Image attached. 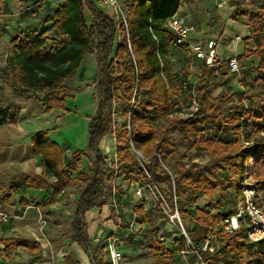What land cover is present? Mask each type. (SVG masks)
I'll return each instance as SVG.
<instances>
[{
	"label": "trees",
	"instance_id": "1",
	"mask_svg": "<svg viewBox=\"0 0 264 264\" xmlns=\"http://www.w3.org/2000/svg\"><path fill=\"white\" fill-rule=\"evenodd\" d=\"M183 1L122 0L127 14L125 26L94 0H46L44 22L54 31L18 29L7 45L6 63L0 70L5 85L16 95L38 99L46 113L66 109L65 81L80 68L86 54L96 56L92 83L97 109L90 118L88 147L66 156L48 137L49 130L39 131L32 142L42 174L26 176L30 186L51 189L49 203H53L73 183V172L78 171L82 156L89 158L88 172L78 176L82 179L80 198L69 229L71 239L90 255L92 264L110 263L94 247L86 214L108 205L116 192L123 193V184H116L120 176L130 184L151 187L155 195L154 187L164 185L167 199L172 204L177 200L181 216L192 220L187 232L196 248L220 234L221 244L215 251L202 252L205 264H217L222 258L229 259V264H264L263 244L250 242L243 226L228 231L224 224L237 212L246 176L264 197V0H257L243 12H239L243 10L242 0H228L238 9L233 20L247 16L250 37L256 44L255 48L246 44L243 53L237 55L245 90L236 92L237 100L223 106L232 95L223 92L214 97L213 90L232 73L218 75L215 68H206L195 85L197 106L184 116L177 96L187 103L193 84L185 70L176 67L174 56L177 50L187 48L174 46L173 32L167 26ZM86 10L92 17L90 23ZM251 57L254 60L244 64V58ZM3 90L0 83V125L17 124L19 108L12 102L2 103ZM116 103L123 105L122 121L117 123L112 117ZM229 127L232 134L226 132ZM109 134L116 139L117 167L109 165L101 148ZM182 146L194 149L195 155L206 154L208 161L184 162L187 154H181ZM174 155H180L175 162ZM9 191L11 195L12 189ZM145 203L142 198L135 209L140 222L156 225L148 238L146 256L153 264H177L174 253L186 247L185 238L181 236L175 240L176 247L169 248L158 234L157 222L165 219V214L158 205L161 214L151 217ZM0 244V264L20 246L37 247L25 239L4 236H0ZM245 256L247 262H243ZM64 261L80 264L73 254ZM188 264L202 262L192 256Z\"/></svg>",
	"mask_w": 264,
	"mask_h": 264
},
{
	"label": "crops",
	"instance_id": "2",
	"mask_svg": "<svg viewBox=\"0 0 264 264\" xmlns=\"http://www.w3.org/2000/svg\"><path fill=\"white\" fill-rule=\"evenodd\" d=\"M94 1L97 2L98 6L104 12L112 17L115 15V11L111 6L103 4L102 0ZM46 5V2H39L33 7L30 5L31 10L27 11H31V13H28L26 11L27 14H25L24 16L29 21L28 28H35L39 30L47 28L49 29V32L54 31L52 28H49L48 23L44 22L45 12H43V10H45ZM36 6L38 7L36 8ZM181 11L188 18V13L190 12L188 0L183 1L181 5ZM89 17L92 20L91 14ZM199 26L201 28V32L205 33L206 30H204V22L201 21V24ZM195 34L196 32L193 35ZM250 35L251 32L247 25L239 21L232 20L231 22H225L223 28L218 32L212 33L211 37L219 39V52L222 58L228 59L231 56L242 54L246 47V43L242 47L238 46L237 43L240 40H237V36L246 37ZM252 60H254L253 57L244 58V61L251 62ZM244 63L247 64V62ZM96 65V56L94 54L88 53L84 57L80 68L76 72L93 71L95 75ZM88 90L90 91L89 102H93V104H95V114L97 104L94 101L93 83L91 88ZM84 91L85 90L83 89H78L77 94ZM9 102L15 103L19 108V112L17 124L7 122L3 125H0V236L22 238L36 243L37 247L20 246L12 252V255L9 259L3 258L1 264H66L64 259L70 254H73L75 257H77L80 261V264H92L90 255L78 243L74 242L71 239L70 232L66 236H59L55 232H51V230L49 229V231H47V235L51 236V241L48 239L47 242H45L46 233H44V230L42 231L40 229L39 216L42 210L49 211L52 215H68L70 216L72 221V219L74 218L76 203L80 198V192L76 195L72 192L71 189L78 176L75 177L73 175V183L67 186L60 195L55 197L53 203H49L53 198L52 190L43 189L38 185L30 186L26 181V176H40L42 174L40 157L35 153L34 145L32 142V137L36 133L42 130H49L48 137L51 141L59 144L63 148L64 153H66L65 148H72L73 150L71 152L79 149H86L90 142V118L94 114L90 117H87L88 120L84 125L86 127L87 133V137L85 139V137H83V127L81 124L82 122L80 121V119H72L71 113L73 112L71 111L67 100L66 109H54L50 113H48L50 115L54 111L56 113V117L54 123L48 126L46 129H44L42 125L37 126L34 129L31 128L33 120L37 119L39 116L41 118V116L47 115V113L44 111L42 103L38 99L29 97L27 95H15L10 97ZM62 116L65 117V119H67L69 123L65 128H63L61 125V122L63 121V119H61ZM78 128L79 130L82 129V132L77 133L75 137H72L70 134L66 133L67 130H76ZM76 139L78 141H75ZM104 139L101 142V148L106 155V150H104L105 146H102ZM87 140L88 142L86 147H78L83 143L85 144V141ZM114 145L115 143H108L109 148L107 150L111 151V153L115 152V149L113 147ZM116 184H123V187L125 186V181H123L122 176L118 177V179L116 180ZM10 189H12L13 192L11 195L9 193ZM2 192H7L8 195L3 194ZM116 197L117 195H115V198ZM106 206L107 205L103 206L102 208ZM98 209L100 208H94L88 211L86 214L90 236V218L91 216H94L93 214ZM4 214L10 216V218L8 220H3ZM158 234L159 236L165 235L172 240H176L178 238L175 234H166L160 229ZM168 247L173 248L171 244H169ZM53 249H55L56 251V258L55 255L54 257L51 256V253H53ZM174 255L178 259L177 251L174 253ZM102 256L105 257V253L102 254ZM220 263L229 264V259L222 258L218 261L217 264Z\"/></svg>",
	"mask_w": 264,
	"mask_h": 264
},
{
	"label": "rangeland",
	"instance_id": "3",
	"mask_svg": "<svg viewBox=\"0 0 264 264\" xmlns=\"http://www.w3.org/2000/svg\"><path fill=\"white\" fill-rule=\"evenodd\" d=\"M36 1V2H35ZM46 0H0V70L6 63V56H7V45L9 41L14 37L15 31L17 29H26L28 28L29 21L24 17L27 10L30 9V5L33 7L39 2H45ZM189 1V13H188V20L195 25L196 27V34L193 35V39L204 40L207 38H211V34L214 32L220 31L225 22H231L233 19V14L238 10L237 7L232 6L229 4L228 0H188ZM96 2V1H95ZM257 0H242L243 10H239V12H243L245 8H251ZM97 3V2H96ZM38 6H36L37 8ZM43 7V6H42ZM48 9L47 7L43 12H46ZM28 13L31 11H27ZM45 15V13H44ZM87 22L90 23V13L86 10ZM201 21L204 22V30L205 33L201 32L200 24ZM239 22L244 23L245 25L247 22V16L241 15ZM51 34V33H50ZM240 41H238V46L242 47L245 43L250 48H255V41L250 36L241 37ZM175 64L177 68H183L185 72L188 74L189 78L192 80L197 75V69L200 66V62H197L191 55L188 50H177L175 56ZM249 64L250 61H244ZM258 63V61L256 60ZM255 62V63H256ZM245 64V63H244ZM246 64V65H247ZM241 67V63H240ZM241 75H243V70L241 67ZM94 73L93 71H86V72H75L71 78L65 81L64 85L67 88L65 91V95L67 96L66 100L69 103V107L71 108L72 119L79 120L82 122L83 127V137H87L86 127L84 126L86 121L88 120L87 117H90L94 114L95 111V104L93 102H89L90 98V91L88 89L92 86ZM248 80V79H247ZM0 83L4 84L3 95L1 97L2 103L6 104L9 103V99L11 96H15L10 87L5 85L4 79L0 74ZM245 85L241 81V79L232 73L229 80L222 82L218 87L213 90V96L217 97L221 93H226L232 95L229 99L222 102L223 106H226L231 101L237 100L236 92L239 90H245ZM78 89L85 90L77 94ZM87 89V90H86ZM77 95V96H76ZM28 96V95H27ZM76 96V102H75ZM30 97V96H29ZM35 98V97H32ZM77 104V105H76ZM78 107V108H77ZM122 111L123 105L121 103H116L114 108L112 109V117L115 123L122 121ZM60 112V111H57ZM55 112L53 111L50 115L40 116L33 120L31 128H35L37 126L44 127L46 129L48 126L54 123L55 121ZM184 116V115H182ZM63 121L61 125L65 128L69 123L65 117L62 116ZM85 127V128H84ZM233 129L230 127L226 129L227 134H232ZM82 132V129L79 130H67L66 133L70 134L72 137H75L77 133ZM115 136L113 134H109L105 137L103 142V147L106 150V156L110 157L113 153L108 151V143H115L113 146L116 151V141ZM75 141H78L77 139ZM87 141L85 144H81L78 147H86ZM74 145V144H73ZM113 149V150H114ZM72 148H65V154L68 156L72 151ZM180 152L183 154L184 152L187 154V158L184 159L186 162L188 159L199 162V163H206L209 157L206 154L195 155L194 149L187 150L185 147H180ZM180 155H174L173 162L179 159ZM89 167V159L87 157H82V160L78 164V172L73 173V175L81 176L80 174L87 173ZM118 179V177H117ZM116 179V180H117ZM81 177H78L73 186L72 192L74 194H78L81 190ZM163 195L164 185H156ZM156 190V187H154ZM120 194V195H119ZM115 195L117 197L115 198ZM145 199V210L151 216H156V214H161L160 210L158 209L159 202L157 201V197L153 191V189L149 186H141V192H137V184H130L125 182V186L123 187V193H115L114 196L111 198L109 204L104 207L98 209L93 215L91 216L90 224V233L93 240V243L99 253L102 255L104 254V247L106 242L109 238H118V244L122 248L124 252V260L128 264H153V259L151 257H147V253L149 252L148 249V238L152 233V230L156 228L155 226H150L145 223H141L140 216L136 213L135 209L141 202V199ZM165 199L169 206L166 208L171 211L173 205L165 196ZM178 204V201H177ZM72 205V203H71ZM72 207V206H71ZM159 208L160 205H159ZM112 210H115V214L112 215ZM162 210V209H161ZM43 216L47 221L46 226L43 228L44 233H46L45 242L49 239L51 241V236L47 235V231L49 229L51 232H55L59 236H66L69 234V223L71 221L70 216H60L52 215L49 211H43ZM181 215V214H180ZM94 217V218H93ZM181 220L185 225L186 230L190 225H193L192 220L189 217H182ZM159 225L160 230H162L166 234H175L179 240L181 238V231L179 228L169 222L167 218L160 219L157 222ZM3 228V227H2ZM225 229L229 231V229ZM213 240L215 241V245H219L221 236L220 234L216 233L213 235ZM54 245V244H53ZM52 245V246H53ZM173 247L175 244H171ZM51 246V244H50ZM176 247V246H175ZM50 248V247H49ZM172 248V247H171ZM56 254L55 249H53V253L51 256L54 257ZM57 255H55V258ZM177 264H182L178 259ZM248 257L245 256L243 262H247ZM218 262V261H217ZM221 264V263H220Z\"/></svg>",
	"mask_w": 264,
	"mask_h": 264
},
{
	"label": "built area",
	"instance_id": "4",
	"mask_svg": "<svg viewBox=\"0 0 264 264\" xmlns=\"http://www.w3.org/2000/svg\"><path fill=\"white\" fill-rule=\"evenodd\" d=\"M58 1V0H54ZM103 4L111 6L115 15L113 18L118 23H123L127 26V14L122 0H102ZM167 26L173 32L174 46H185L191 53L192 57L201 62L197 69V75L191 80L193 87L189 90V101L186 103L181 97H178V106L181 108V115L185 112L195 109L197 106V92L195 85L200 77L205 74L206 68L213 67L218 75L223 72H230L238 76L240 79L241 67L237 56H231L228 59L222 58L219 52L220 41L218 38L211 37L204 40L193 39V34L196 32V27L192 24L186 15L180 9L168 20ZM241 38L237 36V40ZM228 60V64L224 65L223 62ZM186 87V86H185ZM140 159L144 157L137 153ZM110 166L117 167L118 156L117 152H113L110 157H107ZM135 184V183H132ZM243 198L237 204V212L230 219H225V226L229 231L238 230L241 226L246 228L248 239L252 243H262L264 246V197L262 190L257 187L251 177L246 176L244 179ZM137 192H141V186H137ZM156 197L159 205L169 222L175 224L181 231V236L186 240V247L178 250V260L182 264H188L192 256H197L198 260L205 264L202 260V252H214L216 249L213 236L208 238L201 248H196L192 242L185 225L181 220V215L178 209L177 200L174 201L171 211L166 206H169L165 196L161 190L156 186ZM10 216L4 214L3 220H8ZM40 229L46 226L43 213L40 212L39 216ZM160 239L169 244H175V240L161 235ZM118 238H109L104 247L105 259L110 264H126L124 260V252L119 246Z\"/></svg>",
	"mask_w": 264,
	"mask_h": 264
}]
</instances>
